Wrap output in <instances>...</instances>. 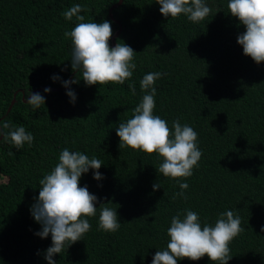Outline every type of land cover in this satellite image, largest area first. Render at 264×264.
Here are the masks:
<instances>
[{"label":"trees","instance_id":"1","mask_svg":"<svg viewBox=\"0 0 264 264\" xmlns=\"http://www.w3.org/2000/svg\"><path fill=\"white\" fill-rule=\"evenodd\" d=\"M117 2L0 0V133L23 126L34 137L17 149L0 135V264H48L51 234H35L42 226L30 209L39 181L65 148L102 165L79 179L97 197L96 215L83 217L91 228L54 254L55 264H151L166 249L172 217L183 218L185 209L198 213L202 227L233 211L244 230L230 242L227 264H264V62L245 56L237 43L245 26L229 13V0H204L211 12L195 23L184 14L163 16L156 0ZM76 4L85 9L78 13L84 22L109 21L112 35L120 28L114 46L124 43L136 53V68L123 84L86 85L82 72L71 68L72 42L64 33L78 21L62 14ZM108 43L113 47L111 37ZM150 72L167 73L153 85V115L170 129L179 120L198 134L202 156L188 178L159 173L163 158L155 152L119 147L116 129L147 94L140 81ZM69 77L78 82L65 87ZM33 93L45 99L38 109L26 103ZM97 171L100 180L93 178ZM185 182L187 199L173 198ZM101 204L116 209V232L99 229ZM177 264L219 262L205 255Z\"/></svg>","mask_w":264,"mask_h":264},{"label":"clouds","instance_id":"2","mask_svg":"<svg viewBox=\"0 0 264 264\" xmlns=\"http://www.w3.org/2000/svg\"><path fill=\"white\" fill-rule=\"evenodd\" d=\"M160 5V13L165 17L176 18L184 14L189 21L204 20L211 12L204 0H156ZM229 13L236 17L245 26V32L237 37V43L242 46L243 54L251 57L257 64L264 62V0H229L227 5ZM85 9L76 4L63 12L66 20L76 18L78 23L64 36L71 38L72 56L71 68L82 72V79L86 85H104L109 82L123 84L133 75L136 68L133 63V49L127 45L116 43L109 47L112 36L111 22L102 23L84 22L85 17L78 15ZM167 73L150 72L140 81L143 95L141 102L133 109L132 118L120 123L116 135L120 139V148L129 147L147 154L157 153L163 158L158 172L165 177L188 178L192 169L197 166L202 156L197 146V132L179 120L172 123L171 129L167 122L157 115H153L155 108L156 89L153 87L156 80ZM58 80L59 77L53 76ZM78 82L76 79L64 81L67 87L70 83ZM129 90L135 95V85L130 83ZM150 90V91H148ZM50 89L45 88L44 92ZM66 95L70 102L76 96L73 91ZM45 99L39 93H33L27 102L34 109H38ZM4 129H10L8 123L3 124ZM5 141H10L17 149L25 143L29 146L33 142V135L23 126L10 129L7 133H0ZM13 155V153H9ZM102 162L96 158L90 159L79 151H69L65 148L59 155V162L53 169L39 181L41 187L39 196L30 209L34 220L41 224V231L35 233L41 238L51 234L52 246L47 248L45 259L48 264H55L54 254L65 250V246L81 240L91 225L88 219L97 213V197L91 194L87 186L80 187L79 179L89 169H99ZM93 178L102 179V175L94 172ZM158 183L153 190L159 188ZM189 185L179 183L180 192L173 198L187 199L185 191ZM100 205L98 227L105 232H116L121 224L117 219L116 209ZM241 220L233 211L220 213L214 226L200 223L197 212L185 209L183 218L177 213L171 219L167 235L170 238L165 250H158L151 264H177L178 259L187 258L196 261L205 255L211 262L227 264L232 258L230 255V242L244 229ZM264 231V228L261 229Z\"/></svg>","mask_w":264,"mask_h":264},{"label":"water","instance_id":"3","mask_svg":"<svg viewBox=\"0 0 264 264\" xmlns=\"http://www.w3.org/2000/svg\"><path fill=\"white\" fill-rule=\"evenodd\" d=\"M121 1H122V0H118V2L115 4V6L118 5ZM119 31H120V28H119V29H118V30H117V31L111 36V42H112L113 47H115V46H114V37L117 36V34L119 33ZM70 78H71V77H69V78L67 79V81H70ZM52 89H53V90H57L58 88H52ZM10 107H11V104L9 105L7 111H9Z\"/></svg>","mask_w":264,"mask_h":264},{"label":"rangeland","instance_id":"4","mask_svg":"<svg viewBox=\"0 0 264 264\" xmlns=\"http://www.w3.org/2000/svg\"><path fill=\"white\" fill-rule=\"evenodd\" d=\"M0 179H3L4 180V178H0Z\"/></svg>","mask_w":264,"mask_h":264}]
</instances>
